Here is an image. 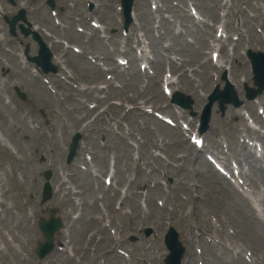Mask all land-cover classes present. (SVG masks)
<instances>
[{
    "label": "rangeland",
    "instance_id": "obj_1",
    "mask_svg": "<svg viewBox=\"0 0 264 264\" xmlns=\"http://www.w3.org/2000/svg\"><path fill=\"white\" fill-rule=\"evenodd\" d=\"M17 1L26 3L31 10H34L31 13L33 21L41 22L47 18L45 12L35 10V8H38V3L41 0ZM98 1L106 4L111 0ZM0 4L4 9V12H6V10H12L8 5V0H0ZM197 5L206 10L208 8L207 0H199L197 1ZM104 9H107L106 5H104ZM164 9L170 13V22H174L175 19L171 18V9H173L171 8V4H165ZM144 13H148L146 0L145 4H143V0H137L136 15L140 16L141 20L145 23L146 28L149 29L152 22L144 15ZM165 28L166 26L164 25L163 29ZM189 37L195 42L198 38L195 34H189ZM19 45L20 42L15 41L7 47L4 43H0V63H7L11 69L10 74L4 75V78L0 79V90H3L1 94L2 96L11 94L12 98H16L12 86L17 85L18 89L25 93L27 97L25 104H20L17 99H14V104L11 103L10 105H5L3 104L2 99H0V137L6 143H13L15 140L17 141L18 137H23L25 135L29 136L28 139L30 141H28L23 147V153L19 152L17 153L16 158L14 157L17 160L16 165H14V171L17 182H20L24 191L34 193L36 200L35 215L41 213V217L47 218L50 215V209H53L54 207H58V209L66 208V205H58L55 201H51L44 205L38 200L41 175L44 169L42 164L46 163L55 165L54 169L56 170L61 167L64 174L68 171L63 163L61 152L64 145L68 144L70 133L75 130L74 127H79L76 118H84L85 126H87V130L84 132V138H88L87 142H93L94 144L92 153L97 156L94 161L96 168L100 171H105L106 162H108L109 157L114 158L116 171L118 169V174H120V177L118 176V185L119 187L125 186L127 190L126 195L128 196V199L123 206V212H126L127 215L119 217L111 213V219L121 234L120 236L124 242V248L127 251L132 250L136 259L142 258L141 260L147 263L146 259L158 258L159 261L155 260L152 264H162L161 259L165 253L160 247V238L165 232L166 226L163 229L158 227V230H153L152 222L149 224H141L139 216L142 207L148 217L165 220L166 224L170 223L182 233V238L186 239H189L190 236L198 233L195 230V224L198 223L197 217L188 216V218H184L192 207L193 202L191 199L196 196L200 197V201L195 204V206L200 209V212L207 211L210 207L216 206L219 208L220 214H223L230 219H237L235 213V200L225 188L209 184L206 185V183L202 182L200 179H195L192 174L194 166L192 164V157L190 156L191 151L195 150L190 146L188 140L184 136L182 138L177 135L176 129L169 128L153 117L147 116L139 111L126 112L125 108H122L121 110L108 108L105 113H102L107 106L104 102L99 103L98 108L94 110L93 113L87 115V117L82 112L70 113L71 108L75 107L74 103L81 99L82 95L75 93L70 87L54 80L53 85L58 90L61 101H55L51 96H49L48 99L46 90L41 82L39 81V84L42 86L40 88V85L31 79V75L28 72H22L17 68L14 57L9 58L7 56L8 54L5 52V48L11 49L15 54H18L20 51ZM86 48L88 50L87 52L92 50L91 47ZM98 52L104 53V50L101 49ZM180 57L183 58L181 54ZM67 68L70 71L69 73L75 85L88 87L104 81V77L99 75L93 66L78 57L69 58ZM136 69L137 64L134 65V68L129 71V74L126 77H130L131 73ZM127 80L128 79L125 78H115L114 85L121 87L120 89L113 87L116 93L113 97L121 100L126 107L131 104V99L135 100L133 102L134 105L140 104V106L144 105L146 102L148 103L145 105L151 107H155V105L162 106L165 104L162 100L163 95L159 87H149L145 89L138 84L139 82L137 79H131L130 83H128ZM126 82L128 84L124 87ZM211 88L212 85L205 90V93L209 92ZM88 98L90 99L89 102L94 101L92 96H89ZM63 99L66 100L63 101ZM261 101L264 104V99H261ZM31 105H34V110ZM101 113L102 115H100ZM45 117L49 119L48 123L52 125L50 130H45V126L41 123V120L45 119ZM109 119H115L116 121L122 119V130L118 132L114 131L125 136L131 133L134 135L133 140L126 139V142H122L119 139V136L112 132L109 133V129L107 128L108 125L105 123V121H109ZM31 121L34 122V125H36L35 123H39L40 129L45 132V137L47 138L37 140L36 145L33 144L31 139L39 136V132H31L30 128L27 131L24 129V124ZM215 124L220 126L221 137L227 135L228 126L220 124L219 116L215 118ZM16 131L19 134L15 136ZM99 138L105 140L104 146L99 145L97 141ZM209 138L210 137L208 136V141ZM134 142L138 143V148L141 146L140 150L138 149V152L131 146L132 144L134 145ZM126 146L131 147L132 152L131 149ZM130 157L134 163L138 164L141 170L139 173L134 170V164L131 162ZM9 174L13 176V169L11 172L8 163L4 162L3 165L0 166V183L7 191L4 199L6 198V202L11 206L15 202V199L13 193L14 187L9 182ZM54 179L58 180V176L55 175ZM90 182L91 185H93L91 180ZM129 182L132 184L131 187ZM157 183H162L168 186L169 189L166 190L168 191L167 195L161 193V189L154 190L152 188L153 185ZM193 184L195 186L194 188H192ZM146 186L147 188H145ZM141 189L146 190L142 191ZM184 189H189L191 193L189 191L186 192ZM131 193L136 194V196L131 195ZM85 194L86 198L94 197V194L87 190H85ZM161 200H166V211L160 212L161 210L157 208V202ZM25 202L26 199H22L19 204H24ZM13 207L17 208L12 210L15 215L13 218L9 219L3 213L1 216L4 218L5 224H7L12 232L20 239L23 249L22 255L26 256L29 254L34 239V231L31 227V221L28 218L32 213L29 210V207L25 209V213L23 214L20 212L18 205L14 204ZM134 207H137L139 210H134ZM170 210L175 211L176 214L171 216ZM92 212L93 211L90 207L83 209V214L85 216ZM54 214L59 215V212H55ZM236 225L239 227L237 221ZM94 228V224L91 221H87L83 225L82 230H79L77 234L76 229H73L71 231L72 244L76 248L80 246L85 248L87 245L85 243H88V247H91L89 241H85L84 237L80 239L79 236L83 235V233L86 234L87 232L92 231ZM147 230H150L148 236L145 234V231ZM2 233L4 236L7 235L6 231H2ZM105 236L108 238L107 234H105ZM103 239L105 238L103 237ZM144 239L150 240L147 247L151 246V249L144 250L141 248L142 240ZM12 246L16 249H20V246H17L16 243H13ZM105 248V252H109L113 249V247H110L109 245H106ZM0 249L5 252L3 245L1 244ZM199 249L200 245L196 244L195 251ZM259 250L261 251L260 253H264L263 248H260ZM203 252L208 253L207 250H203ZM85 254L84 263L91 264L93 261L92 254ZM32 255L37 258L34 252ZM99 257L100 254L97 253L95 256L96 260L100 259ZM0 264L18 263L10 255L4 253V257L0 256ZM104 264L114 263L107 258Z\"/></svg>",
    "mask_w": 264,
    "mask_h": 264
},
{
    "label": "bare ground",
    "instance_id": "obj_2",
    "mask_svg": "<svg viewBox=\"0 0 264 264\" xmlns=\"http://www.w3.org/2000/svg\"><path fill=\"white\" fill-rule=\"evenodd\" d=\"M224 26H226V27H228L229 26V23H225L224 24ZM231 32L233 31V30H230ZM229 31V32H230ZM230 32V33H231ZM215 33H217V30L215 31ZM226 33V32H225ZM217 40V39H216ZM216 40H212L211 41V43H213V42H216ZM252 41L254 42V43H256V44H259L260 42H261V38H260V36H257V35H255L254 34V36H253V38H252ZM217 42L218 43H222V41H219V40H217ZM206 43H208V41H206ZM50 47V46H49ZM224 48H225V42H223L221 45H220V51L221 52H223L224 51ZM217 52V51H216ZM215 52V53H216ZM235 57H236V53L232 56V57H228L227 55H224L223 56V59H222V61H223V63H227V62H229V59H231L232 58V60H234L235 59ZM59 60L60 59H58V58H56V57H54V62H55V64H58L59 63ZM192 65V64H191ZM202 66H205V67H207V69H212L213 68V66H211L208 62H206V63H204V64H199V68H201L202 69ZM181 67H183V66H181ZM216 69H218V70H222V67H220V68H216ZM118 70V69H117ZM116 70V68L115 67H112V72H115V71H117ZM196 71V70H195ZM195 71H193V72H195ZM192 73V72H191ZM185 75V72L184 73H181V77L183 78V76ZM186 76V75H185ZM205 76H206V78L208 79V81L209 80H211V77H210V75L209 74H207V73H205ZM245 78H246V76H244ZM234 79V78H233ZM230 81V80H229ZM231 83H232V81H230ZM171 86H173V84H171ZM174 87V86H173ZM198 88H200V89H203V87H200L199 85L197 86ZM178 89H175V87L172 89V94L175 92V91H177ZM193 90H195V88L193 89ZM96 92H98L99 93V90L98 89H96ZM227 113H228V116L231 118L232 116V118H239V115H235V112H232V111H227ZM245 131H247V129H245ZM252 135H255L254 133H251L250 134V136H252ZM257 138L260 140V136H257ZM81 150H83L82 148H81ZM4 151L6 152V154L8 155V151L6 150V149H4ZM240 161H242L243 163H245L246 165H248L250 168H251V173L249 174V175H247L246 176V178H247V181L249 182V184L254 188V189H257V187H258V185H264V169H262L260 166H259V161L257 160V159H254L253 158V156L252 155H250L249 153L248 154H242V156H241V158H240ZM195 163H196V165H199V166H201V172H202V176L204 177V179H210V178H212V180L214 181V180H216V181H219L220 179L224 182V180H223V178H221L215 171H214V169L210 166V165H208L206 162H204V161H202V159L201 158H199V157H196L195 158V161H194ZM138 170H139V167H138ZM114 180V179H113ZM230 188H231V185H228ZM258 194V193H257ZM258 196L259 197H261L259 194H258ZM120 200H121V194H120ZM124 201V199L122 200V202ZM73 203V202H72ZM264 203V202H263ZM262 238L264 239V235H262ZM111 242H113V243H116L117 244V239H116V237H114V238H111ZM11 251H12V249L11 248H9ZM65 252H66V250H65ZM59 256V254H58V252L57 251H55V252H53L52 253V256L50 257V258H48L47 260H46V264H61V262L59 261V260H56V258ZM194 258H195V255L193 254L192 256H191V264H194ZM72 259V258H71ZM67 261H72V260H70V258L67 260ZM24 262H26V261H24Z\"/></svg>",
    "mask_w": 264,
    "mask_h": 264
}]
</instances>
